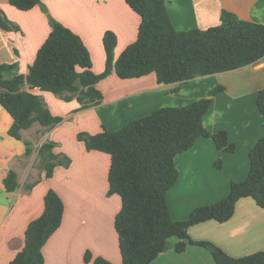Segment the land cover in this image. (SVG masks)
Returning <instances> with one entry per match:
<instances>
[{"label": "crops", "instance_id": "1", "mask_svg": "<svg viewBox=\"0 0 264 264\" xmlns=\"http://www.w3.org/2000/svg\"><path fill=\"white\" fill-rule=\"evenodd\" d=\"M7 1L0 3L12 18V7H16ZM42 4L48 7V14L83 38L91 54L97 51L102 65L106 60V32L117 37L114 61L137 39L141 16L125 0H42ZM166 5L177 30L215 26L221 22L223 11L264 24V0H167ZM17 14L25 18L18 24L19 30L0 28V64L17 63L18 73L27 76L51 24L40 5ZM104 80L97 86L105 92L103 99L83 108L77 95L31 88L26 82L23 89L39 94L51 112L63 119L54 125L36 121L21 130V139L9 134L13 119L0 105V264L9 263L22 249L26 228L43 212L50 188L64 198L65 212L61 226L43 248L45 264H91L84 259L88 250L113 264H123L115 228L122 201L118 194L109 192L110 155L87 150L77 136L81 131L95 134L103 125L116 131L131 119L165 106H184L222 86L204 117V125L212 134L227 130L236 148L233 152L219 149L212 137L200 136L191 148L176 155L179 178L167 193L172 218L187 219L195 208L225 198L232 182L246 179L250 150L264 135V115L257 105L258 93L264 88L262 63L172 83H159L154 72L121 78L113 71ZM64 95L73 99L65 100ZM49 141L56 143L53 151L60 158L70 157L71 163L57 165L54 175L47 178L39 149ZM218 160L221 168L215 164ZM9 170L17 173L19 185L13 191L4 187ZM189 235L210 240L234 257L264 251V208L254 198L243 197L229 220L192 225ZM178 241L176 236L171 238L172 243ZM150 264L217 263L207 248L189 245L182 252L169 248Z\"/></svg>", "mask_w": 264, "mask_h": 264}, {"label": "trees", "instance_id": "2", "mask_svg": "<svg viewBox=\"0 0 264 264\" xmlns=\"http://www.w3.org/2000/svg\"><path fill=\"white\" fill-rule=\"evenodd\" d=\"M141 16L137 39L114 61L116 35L104 36L107 52L106 70L92 71L91 54L83 38L68 26L51 18V31L39 48L27 76L18 73L17 63L0 64V105L13 119L9 134L21 139V130L38 121L54 125L62 117L54 115L43 98L23 89L31 88L63 95L70 92L86 104L98 103L102 93L100 79L115 71L121 78L141 77L156 73L159 83L188 81L198 75L237 69L264 57V24L239 19L223 11L221 22L207 29L177 30L167 10V0H125ZM20 10H30L42 0H9ZM0 26L19 30L0 8ZM224 88L210 90L206 97L184 106H165L151 114L127 121L112 131L105 125L95 134L79 132L87 150L110 155L109 192L121 197L122 207L115 217V228L123 264H150L169 248L185 251L189 245L207 248L217 264H264V251L234 257L210 240H196L189 235L192 225L217 220L224 222L235 213L237 202L252 197L264 208V135L250 150V170L245 180L232 182L229 194L222 200L195 208L185 220H174L167 200L168 191L176 184L179 170L177 154L191 148L198 137H212L219 149L233 152L227 130L210 133L204 117L215 95ZM72 95L62 98L71 100ZM257 105L264 115V88L258 93ZM55 142H45L39 149L47 177H51L60 155L53 151ZM30 152V148H28ZM59 160L71 163L68 156ZM221 168V160L216 161ZM17 173L9 170L4 187H18ZM65 202L54 189L44 197V210L28 224L22 249L7 264H45L43 248L63 222ZM179 241L171 242L172 237ZM91 264H113L91 251L84 254Z\"/></svg>", "mask_w": 264, "mask_h": 264}, {"label": "rangeland", "instance_id": "3", "mask_svg": "<svg viewBox=\"0 0 264 264\" xmlns=\"http://www.w3.org/2000/svg\"><path fill=\"white\" fill-rule=\"evenodd\" d=\"M8 2V1H7ZM9 3V2H8ZM2 2L0 3V8L2 9V11H3V13H4V15L7 17V19H9L10 20V22H12L14 25H18L20 22H22V20H24L25 18L22 16V14H17V13H24V11H27V10H20V9H18V8H14V7H12V9H13V15H12V18H10V17H8V15L6 14V12L4 11L5 10V8L2 6ZM10 5V4H9ZM40 6H41V9H42V11L44 12V14H46V16H47V18L49 19V21H51V18H54V16L53 15H50V14H48L47 12H48V7L45 5V4H39ZM19 26V25H18ZM0 28L2 29V30H5V31H11V30H6V29H4L3 27H1L0 26ZM12 31H15V30H12ZM93 49H94V47H93ZM106 49V48H105ZM88 50H89V52H90V54H91V51H90V49H89V47H88ZM95 54V55H94ZM94 56H97V51L96 50H93V53L91 54V59H92V71L95 73V74H101V73H103L105 70H106V61H107V52H106V60H105V62H104V64L102 65L101 64V57H99V56H97L96 58L94 57ZM96 60V61H95ZM100 66H102V67H100ZM110 75V74H109ZM108 75V76H109ZM108 76H106V77H108ZM105 77V78H106ZM105 78H102V79H100V81L97 83V86L98 87H100V85L101 84H104V82H106L104 79ZM97 87V88H98ZM100 90V92L102 93V96H104V93L105 92H103L101 89H99ZM73 99V98H72ZM102 99H103V97H102ZM101 99V100H102ZM78 100V99H77ZM100 100V101H101ZM79 101V100H78ZM99 101V102H100ZM82 105H81V108H83V106H85V107H87V106H89V105H91V104H88V105H85L86 104V100H84V101H79ZM94 104H96V103H94ZM58 116H60V115H58ZM60 117H62V116H60ZM63 119V118H62ZM82 132V131H81ZM85 132V131H84ZM88 133V132H87ZM90 134V133H89ZM78 136V135H77ZM81 141V140H80ZM49 142H52V141H49ZM84 142V141H83ZM56 146V145H55ZM55 148V147H54ZM53 148V149H54ZM41 157V159L43 160V158H42V156H40ZM59 160H62L61 158H57L56 159V162H57V165H64V166H69V164H62V163H60L59 162ZM42 165H43V167H44V162L42 163ZM56 165V166H57ZM55 166V167H56ZM44 169H45V167H44ZM55 169V168H54ZM53 175H54V172H53ZM52 175V176H53ZM45 176L47 177V175L45 174ZM51 176V177H52ZM47 178H50V177H47ZM50 189H54V188H50ZM55 190V189H54ZM55 191H57V190H55ZM58 192V191H57ZM62 197V196H61ZM63 198V197H62ZM63 201L65 202V200H64V198H63Z\"/></svg>", "mask_w": 264, "mask_h": 264}, {"label": "built area", "instance_id": "4", "mask_svg": "<svg viewBox=\"0 0 264 264\" xmlns=\"http://www.w3.org/2000/svg\"><path fill=\"white\" fill-rule=\"evenodd\" d=\"M255 63H262L264 66V57L260 58L259 60H257Z\"/></svg>", "mask_w": 264, "mask_h": 264}]
</instances>
